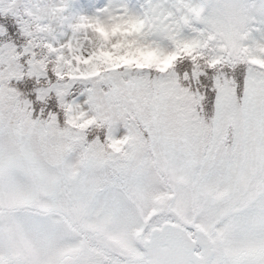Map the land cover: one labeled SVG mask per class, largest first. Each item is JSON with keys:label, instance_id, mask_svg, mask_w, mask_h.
Returning a JSON list of instances; mask_svg holds the SVG:
<instances>
[{"label": "snow or ice", "instance_id": "1", "mask_svg": "<svg viewBox=\"0 0 264 264\" xmlns=\"http://www.w3.org/2000/svg\"><path fill=\"white\" fill-rule=\"evenodd\" d=\"M0 264H264V0H0Z\"/></svg>", "mask_w": 264, "mask_h": 264}, {"label": "rangeland", "instance_id": "2", "mask_svg": "<svg viewBox=\"0 0 264 264\" xmlns=\"http://www.w3.org/2000/svg\"><path fill=\"white\" fill-rule=\"evenodd\" d=\"M24 10L27 11L29 15H32V11L30 8H25ZM60 10H62V9H60ZM37 19H39V18L37 17ZM47 27H48L47 24L42 25V24L36 23L34 25V27L32 28V31L43 34ZM74 27H75L76 31H78V32H80V31L86 32L88 25L85 23H81V24L75 25ZM129 30L134 32L136 30V27L133 25H122L121 26L120 48H116L113 46L114 41L110 42L108 44V48L111 51L112 56H111L110 60L106 57L102 58V62L104 64H106V65L119 64L121 62V49H123L124 52L126 53V56L124 57V62L129 63L133 67H135L136 65H150L151 63H153L149 58L143 56L140 52H138L136 50L135 45L131 43L132 37L128 34ZM41 41H43L42 44H41ZM31 42L33 43V45L35 47H37V45H38V48L41 51V53H34V55L39 54L41 56V59L39 61H37L38 65H40L41 67H43L45 69L48 68L49 64L56 65L57 67L59 66L60 60L64 58L63 46L54 48L52 43L49 40H47L43 35L40 36L39 40H36L35 38H33V40ZM67 47L69 49L70 54H72L75 57V59L77 60V62L79 63L80 57L78 55H76V53H78V51H79V48L77 46L71 44V43L69 45H67ZM51 52H57V56L55 59L49 58V54ZM12 55L13 56L17 55L15 53V49L12 50ZM50 60H52L53 62H51ZM99 62H101V61H98V63ZM156 63H158L160 65H164L167 63V61H159L158 60V61H156ZM77 70H78L77 68L73 67L71 60H67L65 62V71H64L65 76H74L75 71H77ZM9 75L10 76L23 75V73L18 72L17 70H12V71H10Z\"/></svg>", "mask_w": 264, "mask_h": 264}, {"label": "trees", "instance_id": "3", "mask_svg": "<svg viewBox=\"0 0 264 264\" xmlns=\"http://www.w3.org/2000/svg\"><path fill=\"white\" fill-rule=\"evenodd\" d=\"M42 42H43V41H41V44H42ZM37 47H38V45H37ZM39 53H41L40 49H39ZM50 61L53 62L52 60H50Z\"/></svg>", "mask_w": 264, "mask_h": 264}]
</instances>
